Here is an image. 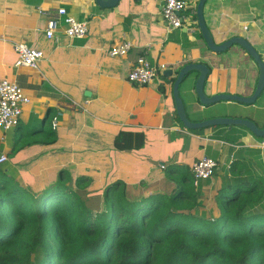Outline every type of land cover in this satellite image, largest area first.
Here are the masks:
<instances>
[{"label": "crops", "instance_id": "crops-1", "mask_svg": "<svg viewBox=\"0 0 264 264\" xmlns=\"http://www.w3.org/2000/svg\"><path fill=\"white\" fill-rule=\"evenodd\" d=\"M197 2L189 0L184 11L192 20ZM161 5L162 0H119L112 8H102L95 0H0V80L15 81L30 99L19 124L0 131V155H6L0 164L7 172H16L21 186L42 188L54 183L64 169L73 189L101 196L107 185L120 180L128 196L141 198L171 192L179 167L190 166L203 154L217 162L203 191L218 190L222 174L240 149L247 151L242 159L252 160L249 153L259 149L264 164V138L257 139L241 126L234 127L241 134L235 142L224 139L231 133L225 126L200 131L183 127L175 111L170 83L174 77L164 78L165 71L150 83L129 81L130 68L147 49L152 63L175 70L189 62L204 63L210 70L205 89L209 95H250L256 85L259 69L241 46L212 52L197 25L194 33L185 29L167 33ZM61 6L68 15L87 21L84 38H69L62 28L55 37H45L47 20L57 17ZM263 11L264 0H207L203 18L216 43L243 36L264 62ZM118 41L133 46L126 55L112 57L108 50ZM16 42L43 52L37 68L15 65ZM179 93L187 116L195 119L192 94L184 85ZM214 107L207 117H252L262 123L264 88L254 104L223 101ZM45 129L54 133L51 143L46 142ZM123 131L143 134L142 147L117 149L114 140Z\"/></svg>", "mask_w": 264, "mask_h": 264}, {"label": "trees", "instance_id": "trees-1", "mask_svg": "<svg viewBox=\"0 0 264 264\" xmlns=\"http://www.w3.org/2000/svg\"><path fill=\"white\" fill-rule=\"evenodd\" d=\"M193 19L198 26L195 12ZM229 131L228 142L241 136ZM45 136L51 143L54 133L45 129ZM143 141L123 131L114 144L139 149ZM246 152L221 176L217 217L200 209L210 179L194 185L188 165L179 167L171 192L133 198L120 180L101 196L73 189L64 169L54 183L23 187L0 164V264H264V164L259 149L248 155L254 160L242 159Z\"/></svg>", "mask_w": 264, "mask_h": 264}, {"label": "built area", "instance_id": "built-area-1", "mask_svg": "<svg viewBox=\"0 0 264 264\" xmlns=\"http://www.w3.org/2000/svg\"><path fill=\"white\" fill-rule=\"evenodd\" d=\"M189 0H162L160 16L165 31L167 33L174 30L185 29L186 32H196V21L192 20L189 15L184 13ZM251 10V9H250ZM39 13L46 14L42 9ZM57 17H50L44 29L46 38L55 37L57 31L62 28L63 33L69 38H84L88 32L86 20L77 19L67 14L64 7H58ZM264 18V11L261 13ZM246 29L247 26H244ZM129 41H118L108 50L112 57L124 56L132 48ZM17 53L15 65L37 68L38 63L43 57V52L37 48L29 46L23 42H16L13 45ZM147 49L144 50L136 59L135 64L130 68L128 74L129 81L141 85L150 83L158 79L159 75L167 68L166 64L152 63L146 55ZM30 99L24 93L21 86L15 81L8 79L0 80V131L6 132L15 128L21 119L23 107L29 103ZM6 160V155H0V163ZM216 160L201 155L195 158L190 166L193 174L194 185H198L201 180L210 179L216 169Z\"/></svg>", "mask_w": 264, "mask_h": 264}, {"label": "water", "instance_id": "water-1", "mask_svg": "<svg viewBox=\"0 0 264 264\" xmlns=\"http://www.w3.org/2000/svg\"><path fill=\"white\" fill-rule=\"evenodd\" d=\"M102 8H112L118 4L119 0H95ZM207 0H198L195 9L196 20L199 31L204 43L213 52H223L235 45L241 46L255 61L259 75L256 85L250 95L232 94V93H214L209 95L206 92L207 82L210 70L204 63L189 62L178 67L166 68L163 77H174L172 83V93L175 103V111L177 117L181 121L183 127L190 130H201L206 128H214L215 126H225L228 129L232 127H244L253 136L257 138L264 137V125L259 127L253 120L244 117L232 116H214L207 117L209 112L214 111V106H217L223 101H233L242 104H254L261 96L264 88V62L261 60L258 52L249 41L243 36H233L220 43H216L211 35L209 28L203 18V6ZM184 85L187 93L192 94L190 105L192 107L195 119L187 116L184 99L179 93L180 87Z\"/></svg>", "mask_w": 264, "mask_h": 264}, {"label": "rangeland", "instance_id": "rangeland-1", "mask_svg": "<svg viewBox=\"0 0 264 264\" xmlns=\"http://www.w3.org/2000/svg\"><path fill=\"white\" fill-rule=\"evenodd\" d=\"M183 154H185V152H183ZM182 167H183V165L181 166V168ZM12 174L16 177V172L15 171H13ZM91 176H95V174L93 173V174H91ZM216 190L217 189H215V188H213L211 190H208V191H203L202 190V198H201L200 209L205 211L208 214H210V213H212V214L214 213L215 215L218 214L217 206H215L216 203H214L215 201H213V198L215 196ZM94 207L97 208L96 202L94 204ZM39 257H40L39 254L36 253L33 256V260L36 262L39 259Z\"/></svg>", "mask_w": 264, "mask_h": 264}, {"label": "clouds", "instance_id": "clouds-1", "mask_svg": "<svg viewBox=\"0 0 264 264\" xmlns=\"http://www.w3.org/2000/svg\"><path fill=\"white\" fill-rule=\"evenodd\" d=\"M168 68V67H167Z\"/></svg>", "mask_w": 264, "mask_h": 264}]
</instances>
